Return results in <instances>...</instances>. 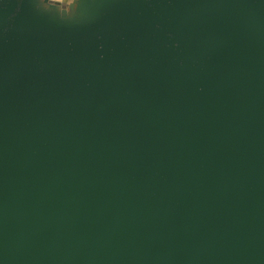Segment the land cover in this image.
I'll use <instances>...</instances> for the list:
<instances>
[{"label":"water","instance_id":"obj_1","mask_svg":"<svg viewBox=\"0 0 264 264\" xmlns=\"http://www.w3.org/2000/svg\"><path fill=\"white\" fill-rule=\"evenodd\" d=\"M0 264H264V0H0Z\"/></svg>","mask_w":264,"mask_h":264},{"label":"crops","instance_id":"obj_2","mask_svg":"<svg viewBox=\"0 0 264 264\" xmlns=\"http://www.w3.org/2000/svg\"><path fill=\"white\" fill-rule=\"evenodd\" d=\"M58 1H60V2H62V3H68V2H70L71 0H58Z\"/></svg>","mask_w":264,"mask_h":264}]
</instances>
